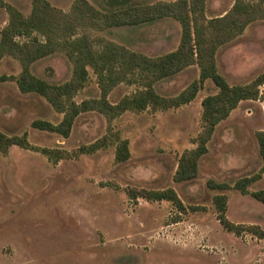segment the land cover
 Instances as JSON below:
<instances>
[{"label":"rangeland","instance_id":"1","mask_svg":"<svg viewBox=\"0 0 264 264\" xmlns=\"http://www.w3.org/2000/svg\"><path fill=\"white\" fill-rule=\"evenodd\" d=\"M29 14L33 0H6ZM68 11L74 0H48ZM101 7L107 0H89ZM135 1V0H132ZM156 2L159 0H146ZM234 0H207L208 17L228 11ZM9 21L0 8V27ZM182 28L173 18L138 26L114 27L99 32L106 38L150 56L175 50ZM219 70L232 83H247L264 72V20L247 27L217 54ZM21 71L9 56L0 60V131L27 134L38 147L76 151L107 131L106 118L96 112L80 114L69 137L33 127L36 119L58 123L56 112L40 95L22 93L10 76ZM32 71L50 82L67 81L72 65L62 53L49 55ZM193 65L160 81L164 95H176L199 77ZM261 97L242 101L222 121L209 152L199 163L195 179L176 181L179 159L195 147L202 130V101L218 89L207 80L190 103L166 111L126 112L114 120L115 129L129 140L131 157L116 162L115 148L93 154L72 155L54 162L40 151L12 146L0 151V264H264V240L251 233L227 231L217 218L214 197L228 196V218L235 223L264 228V204L251 194L231 188L211 189L208 181L231 185L258 173L262 158L256 133L264 131V84ZM134 91L121 84L110 94L112 102ZM91 73L77 101L97 97ZM174 188L185 205L170 201L132 200L128 187ZM264 189V174L250 186ZM176 220H180L175 222Z\"/></svg>","mask_w":264,"mask_h":264},{"label":"trees","instance_id":"2","mask_svg":"<svg viewBox=\"0 0 264 264\" xmlns=\"http://www.w3.org/2000/svg\"><path fill=\"white\" fill-rule=\"evenodd\" d=\"M206 6L207 0H107V5L101 7L89 0H74L66 11L48 0H33L32 9L26 15L15 5L0 0V8L9 14L8 23L0 27V60L9 56L21 66L20 73L9 78L17 83L22 93L42 96L62 114L58 123L36 119L32 122L33 127L69 137L82 113L96 111L108 122L103 136L81 145L72 153L65 149L35 146L27 134L10 136L2 131L0 151L7 154L12 146H18L40 151L50 160L59 162L72 155L93 154L114 147L116 162H125L131 157L130 143L115 129V119L129 111H166L186 105L197 97L205 82L211 80L218 91L203 99L202 130L193 140L195 147L186 149L181 155L174 175L179 182L195 179L200 160L209 152V142L218 125L242 101L259 99L260 87L264 84V72L250 82L232 84L220 72L217 61L221 47L240 37L252 23L264 20V0H234L228 11L216 17H208ZM164 18L177 20L182 32L178 47L162 55L150 56L99 34L114 27L138 26ZM55 53L64 54L72 65V75L67 81L50 82L32 71L34 63ZM193 65L199 67V77L180 93L169 96L157 90L160 81ZM91 73L95 76L99 95L79 102L76 97L89 84ZM121 84L133 86L134 91L112 102L109 96ZM256 136L263 162L260 171L238 179L234 185L210 179L208 186L211 189L234 188L243 194H251L264 204V189L250 190V186L264 174V131H258ZM127 194L132 200H167L181 213L185 211L182 199L172 187L147 189L132 186L127 188ZM228 201L225 194L214 197L217 218L222 226L237 235L248 232L264 240V228L260 225L235 223L228 218Z\"/></svg>","mask_w":264,"mask_h":264}]
</instances>
